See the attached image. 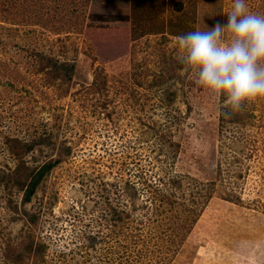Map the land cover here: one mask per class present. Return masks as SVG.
<instances>
[{
    "label": "rangeland",
    "instance_id": "obj_1",
    "mask_svg": "<svg viewBox=\"0 0 264 264\" xmlns=\"http://www.w3.org/2000/svg\"><path fill=\"white\" fill-rule=\"evenodd\" d=\"M232 6L0 0V264H264V98L232 110L177 41Z\"/></svg>",
    "mask_w": 264,
    "mask_h": 264
},
{
    "label": "clouds",
    "instance_id": "obj_2",
    "mask_svg": "<svg viewBox=\"0 0 264 264\" xmlns=\"http://www.w3.org/2000/svg\"><path fill=\"white\" fill-rule=\"evenodd\" d=\"M177 41L181 60L196 71L197 83L225 96L232 110L264 98V15L252 13L246 0H233L225 22L189 31Z\"/></svg>",
    "mask_w": 264,
    "mask_h": 264
},
{
    "label": "trees",
    "instance_id": "obj_3",
    "mask_svg": "<svg viewBox=\"0 0 264 264\" xmlns=\"http://www.w3.org/2000/svg\"><path fill=\"white\" fill-rule=\"evenodd\" d=\"M36 142H38V139ZM36 142L33 140L31 143L26 144L28 146V149L33 147L36 144ZM50 166H51V161H47L39 167H31L27 173V176H30L29 179H27L26 176V182L28 180V183L25 185L24 180H22L20 183L18 182V184H20V188H24V193H23L24 199L30 197V194H32L36 185L39 183V180L42 178L43 173L46 172V170H48Z\"/></svg>",
    "mask_w": 264,
    "mask_h": 264
}]
</instances>
